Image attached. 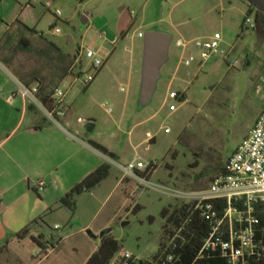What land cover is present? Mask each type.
I'll list each match as a JSON object with an SVG mask.
<instances>
[{
	"label": "rangeland",
	"instance_id": "1",
	"mask_svg": "<svg viewBox=\"0 0 264 264\" xmlns=\"http://www.w3.org/2000/svg\"><path fill=\"white\" fill-rule=\"evenodd\" d=\"M248 16L255 29L245 26ZM261 18L246 0H0V41L7 32L12 35L7 48L0 45V61L12 74L29 81L37 75L45 86L54 87L64 79L65 85L58 86L66 92L76 127L63 125L76 137L93 140L115 153L117 158L112 160L117 164L128 166L140 158L157 166L152 183L201 191L219 176L264 108ZM16 21L44 37L22 31ZM90 26L101 35L97 45L114 54L110 59L101 55L106 60L103 71L82 92L77 87L81 82L74 85L81 71L79 60L84 73L90 70L86 58L92 43ZM149 31L169 34L174 41L206 39L217 33L222 40L217 54L205 62L194 47L184 52L172 44L157 91L143 106L144 40L139 34ZM104 33L108 39L117 36L118 44L111 45ZM22 38L31 42L30 51L19 49ZM45 41L69 58L60 61ZM190 52L197 61L185 66L183 58ZM170 92L179 93V99H169ZM171 105L177 107L176 112L170 111ZM91 125L93 132L88 131ZM109 165V178L79 198L75 214L61 206L53 208L42 231L57 242L63 239L57 250L51 247L42 252L28 243L13 249L7 260L21 255L22 264H86L104 232L122 245L114 261L126 252L150 260L162 240L163 212L170 215L182 204L140 188L112 162ZM121 178L128 186L119 185ZM55 224L61 229L56 231Z\"/></svg>",
	"mask_w": 264,
	"mask_h": 264
},
{
	"label": "built area",
	"instance_id": "2",
	"mask_svg": "<svg viewBox=\"0 0 264 264\" xmlns=\"http://www.w3.org/2000/svg\"><path fill=\"white\" fill-rule=\"evenodd\" d=\"M57 15L61 16V12ZM245 26L256 28L249 16ZM55 33L59 34L60 29H55ZM143 36L139 34L140 38ZM221 40V34L217 33L206 39H179L173 44L184 52L194 47L205 62L217 54ZM86 58L90 61L87 73L83 72V62L78 61L81 71L74 86L81 82L77 86L80 90L91 85L106 64L94 49H86ZM195 61L197 58L191 52L183 58L185 66H191ZM17 96L28 107L39 111L50 124L63 128L70 107L61 87L55 88L44 101L39 85L18 82V92L9 101H14ZM168 96L172 100L179 99L177 92H170ZM170 111L176 112L177 107L171 105ZM170 132L167 128L166 133ZM108 161L116 165L125 178L136 180L140 188L170 196L188 209L185 215L177 213L173 221H170L173 213L166 217L162 240L150 260H140L126 252L112 264H264V108L251 132L230 156L224 172L205 190L186 192L156 185L143 175L152 172L156 165L145 164L140 158L128 166L119 165L111 158ZM38 189L43 191L41 184ZM45 242L48 248L58 243L54 237Z\"/></svg>",
	"mask_w": 264,
	"mask_h": 264
},
{
	"label": "crops",
	"instance_id": "3",
	"mask_svg": "<svg viewBox=\"0 0 264 264\" xmlns=\"http://www.w3.org/2000/svg\"><path fill=\"white\" fill-rule=\"evenodd\" d=\"M103 36L106 37L105 33ZM100 37L90 26L88 38L92 43L87 49H94L100 57L104 54L105 58L110 59L114 52L97 45ZM126 37L127 34L121 36V39ZM105 40L114 46L119 42L117 36L111 39L106 37ZM18 82L22 83L0 61V264H22L21 255L12 262L7 257L13 249L20 248L23 244H35L42 250L33 241V237H43L40 242L44 247L43 252H46L47 237L42 227L54 212L53 208L59 207L61 198L101 165L108 164L110 159L90 144L95 141L76 137L65 126L60 128L50 124L39 111L28 107L20 96L10 102V97L18 92ZM64 84L63 82L62 85ZM92 84L79 90L87 92ZM70 113L71 107L65 123L74 129L76 126L70 119ZM39 184L43 191L38 189ZM127 184L129 183L124 178L120 179L119 185L128 186ZM81 196L77 197L76 212ZM57 226L60 227L55 224L54 228ZM24 230H28V234L24 238H18V234ZM62 241L52 248L57 250Z\"/></svg>",
	"mask_w": 264,
	"mask_h": 264
},
{
	"label": "trees",
	"instance_id": "4",
	"mask_svg": "<svg viewBox=\"0 0 264 264\" xmlns=\"http://www.w3.org/2000/svg\"><path fill=\"white\" fill-rule=\"evenodd\" d=\"M261 13V12H260ZM261 17H264V14L261 13ZM261 18V20H262ZM18 24L22 26L21 30L28 31L29 33H32L34 36H40L44 37L43 34L38 33L35 29H30L29 27L25 26L23 23L20 21H16ZM264 25L263 23H261ZM52 29L54 27L52 26ZM9 31V30H8ZM19 31V32H22ZM12 41V35L8 34V32L5 34L3 39L0 41V45L4 46V48H7L9 44ZM46 42V41H45ZM48 45H50L52 48L56 50L57 57L61 61L66 60L69 57H66L63 55L60 50L56 47L55 44L46 42ZM18 47L22 51H30L31 50V42L27 40L26 38H22L18 44ZM66 72V70H64ZM20 81L25 84V85H33L37 84L40 86L41 92H42V97L44 101H46L49 96L53 93L55 88L59 87L58 85L63 83L62 79L60 83H57L54 87L52 86H45L44 82L40 80L37 75H34L29 81L28 79L22 78L19 75H16ZM94 148L97 150L101 151L103 154L109 156L112 159H116L117 156L115 154L109 152L108 149L103 147L100 144H97L95 142L90 143ZM157 166H155L154 170L156 169ZM154 170L148 174H143L144 176L147 177V179L151 180L152 174ZM111 172V166L109 164H103L101 165L96 171H94L92 174H90L87 178H85L80 184L75 186L69 193H67L61 200L59 201V205L65 209H67L71 214H75L77 210V197L92 192L94 189H96L100 184H102L105 180H107L110 176ZM224 172V168L221 169V172L219 176ZM218 176V177H219ZM215 181V180H214ZM187 207H181L180 209H176L173 214L170 217V221L175 220V216L177 213H181L185 215L187 213ZM169 214L168 211L163 212V217H167ZM28 234V230H24L22 233L18 234V238H24ZM43 237L35 238L33 237V241L38 243L43 249V245L40 242V239ZM122 251V245L120 242L114 238L111 234L108 232H105V235L101 238V243L99 248L93 255L89 258L86 264H112L113 260L115 257Z\"/></svg>",
	"mask_w": 264,
	"mask_h": 264
},
{
	"label": "water",
	"instance_id": "5",
	"mask_svg": "<svg viewBox=\"0 0 264 264\" xmlns=\"http://www.w3.org/2000/svg\"><path fill=\"white\" fill-rule=\"evenodd\" d=\"M251 6L264 14V0H246ZM264 24V17L261 21ZM144 58L142 65L141 104L148 105L158 88L161 79V70L170 59V49L174 38L169 34L149 31L144 34ZM95 126L88 128L94 131ZM105 235L102 233L101 238Z\"/></svg>",
	"mask_w": 264,
	"mask_h": 264
}]
</instances>
